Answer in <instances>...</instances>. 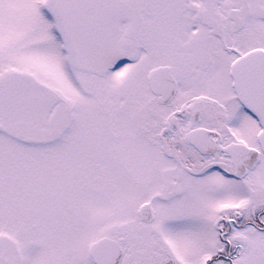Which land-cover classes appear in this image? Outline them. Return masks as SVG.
<instances>
[{
	"label": "snow or ice",
	"instance_id": "obj_1",
	"mask_svg": "<svg viewBox=\"0 0 264 264\" xmlns=\"http://www.w3.org/2000/svg\"><path fill=\"white\" fill-rule=\"evenodd\" d=\"M0 264H264V0H0Z\"/></svg>",
	"mask_w": 264,
	"mask_h": 264
}]
</instances>
